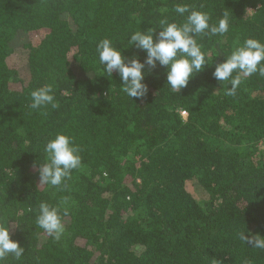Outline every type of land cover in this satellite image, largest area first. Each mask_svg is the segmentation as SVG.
Masks as SVG:
<instances>
[{
    "label": "trees",
    "instance_id": "16d2710c",
    "mask_svg": "<svg viewBox=\"0 0 264 264\" xmlns=\"http://www.w3.org/2000/svg\"><path fill=\"white\" fill-rule=\"evenodd\" d=\"M177 4L210 23L227 13L229 32L197 37L210 64L181 92L157 65L132 100L96 46L110 38L143 61L129 35L183 22ZM247 38L264 42V0H0V224L25 249L4 264H264L239 239L264 237V77L228 96L213 76ZM48 84L58 107L32 109L31 91ZM60 132L81 167L60 189L40 186L44 146ZM41 201L68 209L59 240L36 225Z\"/></svg>",
    "mask_w": 264,
    "mask_h": 264
},
{
    "label": "clouds",
    "instance_id": "9594fccd",
    "mask_svg": "<svg viewBox=\"0 0 264 264\" xmlns=\"http://www.w3.org/2000/svg\"><path fill=\"white\" fill-rule=\"evenodd\" d=\"M174 11L181 16L187 14L185 20L178 23L161 19L158 27L160 31L155 39L156 29L153 28L147 31H134L129 35L128 44L146 53L143 61L138 56L131 58L125 56L123 49L129 47L123 49L117 47L110 38L100 40L96 46L104 75L112 77L114 72H118L122 81V92L132 100L143 99L147 95L149 89L144 83L147 75L145 69L151 71L157 65L167 70V86L173 92H181L195 74L210 64L209 57L202 50L203 45L198 43L197 37L224 36L229 32L230 23L227 13L218 22L210 23V16L207 13L193 10L186 4H177ZM253 11L246 9L247 14ZM226 56L227 59L218 63L213 73L217 81L222 82L224 87L227 85L226 95L235 96L243 80L253 74L259 73L264 77V42L247 38ZM30 96V107L34 110L49 105L52 108L58 107L51 84L31 91ZM43 150L46 157L38 169L40 186L60 189L65 186L66 180L70 179L73 170L81 167V148L73 137L60 132L48 140ZM67 214L66 207L63 208L62 213L59 204L51 205L41 201L36 225L48 236L59 240L65 232L63 216ZM239 239L253 248L264 250V237L260 235L240 232ZM24 252L25 249L20 243L11 238L8 222L0 224V264H4V260L9 256L20 260Z\"/></svg>",
    "mask_w": 264,
    "mask_h": 264
},
{
    "label": "rangeland",
    "instance_id": "374dc122",
    "mask_svg": "<svg viewBox=\"0 0 264 264\" xmlns=\"http://www.w3.org/2000/svg\"><path fill=\"white\" fill-rule=\"evenodd\" d=\"M40 39V34H36L34 36V40H39ZM24 48L20 45L17 44V47L15 48L16 51V57L20 60L21 64L24 62V57H25V51L23 50Z\"/></svg>",
    "mask_w": 264,
    "mask_h": 264
},
{
    "label": "built area",
    "instance_id": "2783aa9c",
    "mask_svg": "<svg viewBox=\"0 0 264 264\" xmlns=\"http://www.w3.org/2000/svg\"><path fill=\"white\" fill-rule=\"evenodd\" d=\"M182 114L184 115V116H186L187 115V111H182Z\"/></svg>",
    "mask_w": 264,
    "mask_h": 264
}]
</instances>
